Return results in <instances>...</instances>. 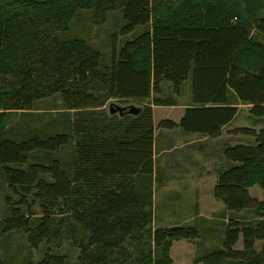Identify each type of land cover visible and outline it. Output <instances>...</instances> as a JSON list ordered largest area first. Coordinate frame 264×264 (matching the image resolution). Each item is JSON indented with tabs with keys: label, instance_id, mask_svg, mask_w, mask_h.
I'll list each match as a JSON object with an SVG mask.
<instances>
[{
	"label": "trees",
	"instance_id": "16d2710c",
	"mask_svg": "<svg viewBox=\"0 0 264 264\" xmlns=\"http://www.w3.org/2000/svg\"><path fill=\"white\" fill-rule=\"evenodd\" d=\"M84 10L99 17L122 13L108 63L86 39L68 35ZM138 29L120 46L121 37ZM6 76L14 80L3 81ZM188 81L192 106L180 122L161 118L156 124L153 105H177L163 97L165 84L180 95ZM56 95L74 112L68 130L12 135L14 114ZM110 99L145 105L136 115L133 107L112 114ZM240 103L264 117V0H0V176L10 191L0 236L24 232L34 248L49 244L60 233L58 210L85 232L75 241L78 264H171L169 246L199 239L201 231L150 228L156 128L218 137L237 118ZM230 133L251 142L226 147L233 166L219 173L214 196L230 212L251 210L261 219L256 225L231 219L222 249L201 261L264 264V246L257 250L264 242V200L250 192L255 185L264 190V128ZM74 141V160L66 164L57 154ZM39 153L45 160L32 158ZM145 234L160 258L132 254ZM65 261L48 252L30 264Z\"/></svg>",
	"mask_w": 264,
	"mask_h": 264
},
{
	"label": "rangeland",
	"instance_id": "374dc122",
	"mask_svg": "<svg viewBox=\"0 0 264 264\" xmlns=\"http://www.w3.org/2000/svg\"><path fill=\"white\" fill-rule=\"evenodd\" d=\"M105 16H95L93 11H81L73 20L72 31L68 34L70 37H82L86 39L91 45L100 49L108 63L111 58V36L114 32L119 31L123 24L122 13L119 11L105 13ZM142 29H138L136 33L121 37L120 46L124 45L127 39H132L136 34L142 32ZM14 77L6 76L3 81H13ZM185 85V84H184ZM163 97L165 99H176V94L173 89L166 85L164 86ZM152 101V100H151ZM236 102V101H234ZM125 107H140L145 103H138L128 101L120 102L116 99H110L106 103V109L109 111L110 105ZM160 106L153 105V109ZM167 107V106H165ZM241 109L240 114L236 120V127H250L255 129L264 128V117L257 118L250 114V106L239 104ZM119 114V113H118ZM74 117V112H69L60 95L50 97L48 99L39 101L35 105V109L28 113L14 114L9 121L8 125L13 129L12 135L19 137H27L33 133L48 134L56 131L68 130L69 124ZM160 117V116H158ZM244 137V138H243ZM250 139L247 136L237 135V140ZM243 140V141H245ZM75 141L70 147L60 151L57 154L62 158L64 163L69 164L74 160ZM161 149L158 148L157 152L160 153ZM224 154V153H223ZM221 153H216L212 156V169L217 170V176L219 173L233 166V163L228 162V167L220 165L217 162L220 161ZM224 156V155H223ZM186 161L191 160L190 151L184 155ZM36 160H45V155L36 154L32 157ZM163 155L159 163V172L153 175L152 178V212L153 220L151 224V230H155L161 227H171L174 225H190L195 226L201 231V237L196 240H180L174 241L168 249V255L170 256L171 264H203L202 258L210 255L216 251L222 249L225 231L228 223L231 219L239 220L243 225H256L260 221V215L255 211L247 210L239 214L230 212L226 209L225 205L218 202L213 195H209V191L205 193V196L195 197L192 194H188L183 197L184 203L195 202V211L189 213L187 219L188 223H166L167 219H170V212H166L163 207L167 204L169 197L167 193V183L163 179ZM225 158V157H224ZM224 160V159H223ZM216 161V163H215ZM197 165V173L202 174ZM192 169V168H191ZM186 171V176H188ZM192 174L189 175V180ZM166 183V184H165ZM188 179H187V182ZM209 183V182H207ZM166 186V187H165ZM191 192V189L187 190ZM250 192L253 197L264 200V190L260 186L255 185L250 188ZM10 194L6 183L0 176V222L8 215L6 206V195ZM164 210V211H163ZM36 217L42 214L40 207L35 208ZM71 215L61 216L58 210L55 211L54 219L56 224L62 220L59 236H56L48 243H41L38 248L31 246L28 240L27 234L24 232H13L8 235L0 236V262L1 264H30L38 263L43 260L48 252L53 254H60L66 256L65 264H78V255L80 252L78 244L75 243L76 239H79L84 231L80 227L75 228L72 223ZM264 242L257 244V250H262ZM238 248L242 247L239 243ZM130 250L134 256L142 254L147 256L152 254L154 259H158L162 256V251L155 248L154 244L150 242L149 234H145V238L138 246H131Z\"/></svg>",
	"mask_w": 264,
	"mask_h": 264
},
{
	"label": "crops",
	"instance_id": "0c3cea01",
	"mask_svg": "<svg viewBox=\"0 0 264 264\" xmlns=\"http://www.w3.org/2000/svg\"><path fill=\"white\" fill-rule=\"evenodd\" d=\"M175 98L177 101L176 106L154 108L156 124L158 119L161 118L180 122L185 110L192 106V92L189 81L182 87L181 94L176 95ZM232 99L233 103H235L234 96ZM128 101L141 103L140 101L135 100ZM240 111L241 109L239 107V114ZM237 118L231 124L225 126L222 134L218 137H211L201 133L186 132L181 127L172 129L156 128L154 142L155 174L159 172V163L161 156L163 155V169L161 171H163L162 176L164 181L168 184L166 196L169 197V200L163 207L166 212H170V219H167L166 223L189 222L187 219L190 217H187L189 216V213L195 211V202L190 201L187 205L184 203L183 197L188 194L200 197L201 200L208 191L209 195L211 194L214 196V188L218 176L216 172L217 170L212 169V156L216 155V153H221V156H219L221 159L217 163L220 165L225 164L224 166L228 167L223 156L226 147L241 143L248 144L251 142V139L246 141L243 139L244 137L242 139L245 141L241 139L237 140V135L230 133L231 130L236 128L235 124ZM158 148L161 149L160 153L157 152ZM187 151H190V156L192 158L189 161H186L184 157V155L187 154ZM197 165L200 167L199 169L202 174L197 173ZM186 171H188V176H186ZM191 174L193 176H191V179L189 180L187 177ZM187 179L189 183H186ZM188 189H191L192 191L188 192ZM218 202L222 203L221 201Z\"/></svg>",
	"mask_w": 264,
	"mask_h": 264
},
{
	"label": "water",
	"instance_id": "95a60500",
	"mask_svg": "<svg viewBox=\"0 0 264 264\" xmlns=\"http://www.w3.org/2000/svg\"><path fill=\"white\" fill-rule=\"evenodd\" d=\"M124 110H125V107H121V106L114 107L113 104L110 105V113H112V114L119 113L120 115H122ZM140 110L141 109L139 107H133V109L130 111V114H135L136 115V114L139 113Z\"/></svg>",
	"mask_w": 264,
	"mask_h": 264
}]
</instances>
